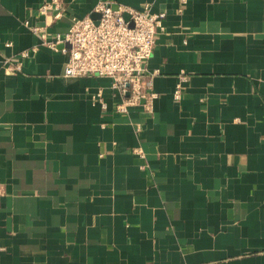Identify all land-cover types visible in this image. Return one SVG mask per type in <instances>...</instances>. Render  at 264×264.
Here are the masks:
<instances>
[{
    "label": "crops",
    "instance_id": "crops-1",
    "mask_svg": "<svg viewBox=\"0 0 264 264\" xmlns=\"http://www.w3.org/2000/svg\"><path fill=\"white\" fill-rule=\"evenodd\" d=\"M45 1L0 0V264H264V0H108L165 13L127 114L60 52L6 73L100 0Z\"/></svg>",
    "mask_w": 264,
    "mask_h": 264
},
{
    "label": "built area",
    "instance_id": "built-area-1",
    "mask_svg": "<svg viewBox=\"0 0 264 264\" xmlns=\"http://www.w3.org/2000/svg\"><path fill=\"white\" fill-rule=\"evenodd\" d=\"M181 5L185 0H180ZM39 14L58 21L63 16L62 0H46L38 9ZM92 13L99 15L94 20L89 16L82 19L72 18L65 33L48 34L39 27L24 25L38 37V44L29 50L19 53L16 64L4 62L8 74L20 71L23 61L37 52L39 47L60 52L67 60L63 70L66 78L103 77L111 80V89L122 98L115 107L119 114H127L129 108L142 106L146 111L152 109L157 95L152 92V77L146 74V63L152 56L158 36L164 33L165 13H151L148 6L134 9L114 4L108 0H100ZM180 82L173 93L174 100H180ZM100 94L94 96V101ZM99 101V100H98ZM101 108L106 109L104 103ZM140 155V150H135Z\"/></svg>",
    "mask_w": 264,
    "mask_h": 264
},
{
    "label": "water",
    "instance_id": "water-1",
    "mask_svg": "<svg viewBox=\"0 0 264 264\" xmlns=\"http://www.w3.org/2000/svg\"><path fill=\"white\" fill-rule=\"evenodd\" d=\"M99 18V15H97V14H95L94 16H93V19L94 20H96V19H98Z\"/></svg>",
    "mask_w": 264,
    "mask_h": 264
}]
</instances>
